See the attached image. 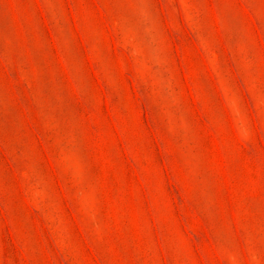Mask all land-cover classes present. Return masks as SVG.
<instances>
[{
  "label": "rangeland",
  "instance_id": "rangeland-1",
  "mask_svg": "<svg viewBox=\"0 0 264 264\" xmlns=\"http://www.w3.org/2000/svg\"><path fill=\"white\" fill-rule=\"evenodd\" d=\"M0 264H264V0H0Z\"/></svg>",
  "mask_w": 264,
  "mask_h": 264
}]
</instances>
